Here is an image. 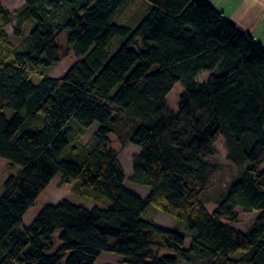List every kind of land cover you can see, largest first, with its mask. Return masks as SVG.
Instances as JSON below:
<instances>
[{"label":"trees","instance_id":"1","mask_svg":"<svg viewBox=\"0 0 264 264\" xmlns=\"http://www.w3.org/2000/svg\"><path fill=\"white\" fill-rule=\"evenodd\" d=\"M70 52L78 60L49 76ZM111 135L141 147L129 181L150 188L145 198L126 187ZM221 138L238 170L224 187ZM0 157L20 167L0 196V264H95L103 253L117 264H264V46L209 0H25L16 12L0 1ZM58 174L110 203L64 198L24 225ZM150 205L192 232L146 220ZM241 213L256 214L245 229Z\"/></svg>","mask_w":264,"mask_h":264},{"label":"rangeland","instance_id":"2","mask_svg":"<svg viewBox=\"0 0 264 264\" xmlns=\"http://www.w3.org/2000/svg\"><path fill=\"white\" fill-rule=\"evenodd\" d=\"M4 7L9 9L12 12H16L25 2V0H0ZM139 9H134L135 13L140 11L143 12L142 8L145 7V3H140ZM142 6V7H141ZM144 6V7H143ZM125 15L119 16L115 21L120 24H127L128 19ZM131 14V12H130ZM14 28V24L8 28V32L12 33ZM120 38L117 39L116 42L119 43ZM61 45L64 49L67 48V43L65 37H62L60 39ZM115 48H113V51ZM78 60V57L73 53L70 52L66 57L62 59V61L52 70L49 71V76L51 77H59L62 76L68 68L75 63ZM210 76V72L203 71L201 72L197 80L200 82L206 81ZM38 79V77H36ZM184 90V85L182 82H178L175 87L173 88L172 92L168 96V103L169 106L176 110L178 109V98L181 94V92ZM99 124L94 123L91 130L93 133V130L98 128ZM91 136L86 137L85 141ZM112 139V145L113 147L119 152V158L121 161L122 166L124 167V170L126 172V187L137 194L138 196L145 198L150 193V188L143 185H137L133 184L129 181V176L132 173V163L133 158L136 154H139L141 152V147L130 143L128 145L123 146L117 137L111 135ZM216 162H219L221 164V171L219 175L216 178V186H225L226 183L237 173V168L227 159V153L226 148L224 146L223 138H221L217 143V153L214 157ZM264 168V165H263ZM20 169L19 166H17L15 169L10 167V163L6 159H3L0 157V196L4 193V183L8 176L12 173H16ZM61 174H58L51 183L47 186V188L41 193V195L38 197L35 205H33L29 211L26 213L24 217V225H29L34 218L40 213V211L43 209V207L46 204H57L60 201H62L64 198L69 199L71 202L84 205L88 208H93L95 206H101L106 207L110 203L107 199H95L93 197H90L88 195H85L83 193H78L74 191L73 187L75 184V180H70L68 183L64 185H60L61 181ZM207 207L210 211H213L216 209V205L207 203ZM255 213L252 214H240V221L238 223V226L242 229H245L251 221L255 217ZM143 218L146 220L152 221L157 225H160L162 227L173 229L180 231L182 233H190L192 232L188 225H185L181 222H179L174 217L170 216L169 214L159 210L153 205H150L145 212L143 213ZM191 242V239L188 238L186 241V246H189ZM61 244V241L57 239L55 248L58 247ZM122 256L118 255L116 253H103L95 262V264H117L120 260H122ZM182 264V263H181Z\"/></svg>","mask_w":264,"mask_h":264},{"label":"crops","instance_id":"3","mask_svg":"<svg viewBox=\"0 0 264 264\" xmlns=\"http://www.w3.org/2000/svg\"><path fill=\"white\" fill-rule=\"evenodd\" d=\"M242 30L264 46V0H209Z\"/></svg>","mask_w":264,"mask_h":264}]
</instances>
